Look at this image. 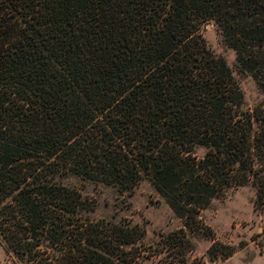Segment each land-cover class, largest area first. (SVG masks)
Returning <instances> with one entry per match:
<instances>
[{"label": "trees", "instance_id": "1", "mask_svg": "<svg viewBox=\"0 0 264 264\" xmlns=\"http://www.w3.org/2000/svg\"><path fill=\"white\" fill-rule=\"evenodd\" d=\"M210 20L264 90V0H0V245L16 264H186L189 233L211 260L234 254L200 214L249 183L264 202V108L241 109L198 32ZM68 175L147 179L184 225L137 246L145 229L89 219Z\"/></svg>", "mask_w": 264, "mask_h": 264}, {"label": "rangeland", "instance_id": "2", "mask_svg": "<svg viewBox=\"0 0 264 264\" xmlns=\"http://www.w3.org/2000/svg\"><path fill=\"white\" fill-rule=\"evenodd\" d=\"M198 32L216 57H221L242 92L241 109L252 112L256 106L264 108V90L250 75L238 70L233 49L226 46L214 21L203 23ZM256 127V122L253 123ZM205 149L196 147L195 154L203 156ZM61 182L77 188L85 198L94 203L87 213L91 220H127L145 229V235L137 246L154 248L162 234L183 227V218L177 216L158 195L151 183L144 179L132 192H121L116 187L83 180L76 175L61 178ZM256 190L249 183L236 189H228L223 197L214 198L210 205L201 210V218L210 226L217 240L236 247L227 259L211 260L207 249L212 240L202 233H189L193 250L186 253V264L200 258L205 264H264V202L254 209ZM160 260V261H159ZM169 258L164 253L157 257L139 259L135 264H164ZM0 264H16L0 245ZM182 264V263H169Z\"/></svg>", "mask_w": 264, "mask_h": 264}]
</instances>
